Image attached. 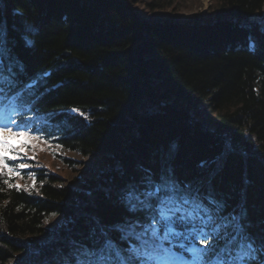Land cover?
I'll return each mask as SVG.
<instances>
[{"label": "trees", "instance_id": "16d2710c", "mask_svg": "<svg viewBox=\"0 0 264 264\" xmlns=\"http://www.w3.org/2000/svg\"><path fill=\"white\" fill-rule=\"evenodd\" d=\"M176 1L0 0L25 66L20 88L38 81L25 100L40 120L52 117L38 125L41 134L98 172L71 185L29 144L22 178L12 177V188L0 178V264H58L61 249L87 242L94 218L121 219L118 193L142 169L170 166L181 183L210 182L226 212L243 206L254 222L264 220V32L247 24L264 21V0H216L203 21H152ZM54 157L66 167L57 171L78 172L74 161ZM52 216L61 221L56 231Z\"/></svg>", "mask_w": 264, "mask_h": 264}, {"label": "snow or ice", "instance_id": "6c2138e0", "mask_svg": "<svg viewBox=\"0 0 264 264\" xmlns=\"http://www.w3.org/2000/svg\"><path fill=\"white\" fill-rule=\"evenodd\" d=\"M21 41L25 47L34 46L23 34ZM247 47L256 50L252 36ZM14 48L8 26L0 19V178L7 175L2 183L9 188L10 179L22 178L21 170L30 167L21 153L33 141L44 140L38 125L52 118L40 120L35 102L25 100L26 93L34 95L38 81L20 88L25 66ZM30 175L34 188L35 173ZM118 201L124 210L121 219L104 224L94 218L87 242L73 241L67 250L61 249L58 264H264V220L254 222L243 206L226 212V202L210 182L207 187L181 183L170 166L159 172L142 169L137 180L120 189Z\"/></svg>", "mask_w": 264, "mask_h": 264}, {"label": "rangeland", "instance_id": "374dc122", "mask_svg": "<svg viewBox=\"0 0 264 264\" xmlns=\"http://www.w3.org/2000/svg\"><path fill=\"white\" fill-rule=\"evenodd\" d=\"M216 0H178L175 2V5L166 11H157L152 16V21H158V22H169V23H187L191 22L192 20L196 21H202V20H208V14L207 9L213 8L215 6ZM135 10H138L139 12L143 13V8L140 6H134ZM250 22H259V19L253 18L249 20ZM264 26V24H263ZM150 107L146 108H140L138 111L142 112L144 109H149ZM200 123L203 125L209 126L207 121L205 120L204 116L199 117L197 119ZM34 147V145H33ZM52 152L59 153L63 158L69 159L71 161H74L73 166L75 165V169L78 170V172H66L64 171H57V169L62 168L66 169L64 164H61V162L58 160H55L51 162L50 167L51 169L55 170L59 175L64 176V178L71 184L74 185L76 182L73 178H81L82 176H85L87 178L96 179V175L98 172L96 170L91 171V173H87V170H90L88 167V159H81L78 157L75 153H66L61 152L58 149H55L52 147L50 149ZM46 159H50V156H45ZM43 159V157L41 158ZM96 171V172H95ZM61 221L60 218L57 216H52L49 220V226L53 230H57Z\"/></svg>", "mask_w": 264, "mask_h": 264}, {"label": "bare ground", "instance_id": "6f19581e", "mask_svg": "<svg viewBox=\"0 0 264 264\" xmlns=\"http://www.w3.org/2000/svg\"><path fill=\"white\" fill-rule=\"evenodd\" d=\"M252 19V18H251Z\"/></svg>", "mask_w": 264, "mask_h": 264}]
</instances>
